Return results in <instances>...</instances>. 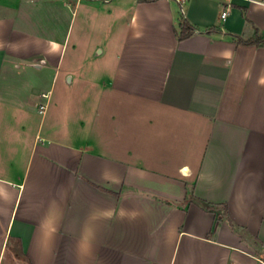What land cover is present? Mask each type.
Listing matches in <instances>:
<instances>
[{"label":"crops","instance_id":"crops-1","mask_svg":"<svg viewBox=\"0 0 264 264\" xmlns=\"http://www.w3.org/2000/svg\"><path fill=\"white\" fill-rule=\"evenodd\" d=\"M255 35L264 0H0V264H264Z\"/></svg>","mask_w":264,"mask_h":264},{"label":"trees","instance_id":"trees-1","mask_svg":"<svg viewBox=\"0 0 264 264\" xmlns=\"http://www.w3.org/2000/svg\"><path fill=\"white\" fill-rule=\"evenodd\" d=\"M194 30V27L189 24V22L184 18L183 15L180 17V31H179V38L183 39L185 37H188ZM236 41L238 43L243 44H255V45H262L264 44V37H261L259 35H255L253 38L243 40L242 38H237ZM211 208L210 205L206 206V209Z\"/></svg>","mask_w":264,"mask_h":264},{"label":"built area","instance_id":"built-area-1","mask_svg":"<svg viewBox=\"0 0 264 264\" xmlns=\"http://www.w3.org/2000/svg\"><path fill=\"white\" fill-rule=\"evenodd\" d=\"M176 1L180 4V7L183 9V4L186 2V0H176ZM225 15H226V12L223 11L221 13V18L223 19L225 17ZM42 96L43 97H47V94L44 93V94H42ZM45 108H46L45 104H40L38 106V110H39L40 113H43L45 111Z\"/></svg>","mask_w":264,"mask_h":264},{"label":"snow or ice","instance_id":"snow-or-ice-1","mask_svg":"<svg viewBox=\"0 0 264 264\" xmlns=\"http://www.w3.org/2000/svg\"><path fill=\"white\" fill-rule=\"evenodd\" d=\"M186 171V170H185Z\"/></svg>","mask_w":264,"mask_h":264}]
</instances>
